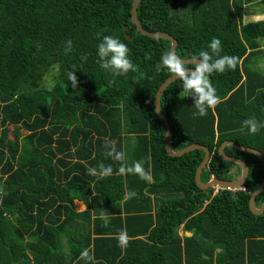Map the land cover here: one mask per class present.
<instances>
[{
	"label": "trees",
	"instance_id": "obj_1",
	"mask_svg": "<svg viewBox=\"0 0 264 264\" xmlns=\"http://www.w3.org/2000/svg\"><path fill=\"white\" fill-rule=\"evenodd\" d=\"M132 3L0 0V264H264V213L249 206L264 178L262 161L226 148L247 163V190L214 194L196 183L203 150L167 153L155 99L173 74L156 66L172 43L141 34ZM259 5L264 14V0L139 5L142 26L171 34L181 58L209 50L213 37L221 40V56L237 58L235 69L210 74L219 102L206 115L198 114L180 79L161 99L174 150L194 143L210 149L203 182L229 178L235 163L219 153L226 140L264 154V127L253 133L244 123L264 124V20L244 19L258 14ZM105 35L128 46L135 71L117 76L100 67L97 48ZM68 71L76 72L75 88ZM105 141H115L123 161L107 156ZM136 162L143 176L118 171ZM101 164L111 165L112 174H88ZM75 200L86 209L76 211ZM263 201L264 191L256 198L258 206ZM84 250L92 260L81 257Z\"/></svg>",
	"mask_w": 264,
	"mask_h": 264
},
{
	"label": "clouds",
	"instance_id": "obj_2",
	"mask_svg": "<svg viewBox=\"0 0 264 264\" xmlns=\"http://www.w3.org/2000/svg\"><path fill=\"white\" fill-rule=\"evenodd\" d=\"M259 18L260 17L258 16L257 19ZM67 44L70 49L71 41H68ZM208 49L210 51H201L198 56L194 58L195 67L193 68L187 67L181 56L175 51L165 52L156 66L157 71L165 69L168 73L173 74L182 81L183 92L187 97H191L193 99L194 107L198 110V114L200 116L206 115L208 109L215 107L219 102L216 89L209 79L210 74L214 72L224 73L227 69H235L237 65V58L235 56L220 55L222 51V43L219 38L213 37L208 44ZM129 53L130 50L125 43H123L119 38L110 35L103 36L97 48V56L99 58L98 62L100 67L111 71L117 76H123L130 70L135 71V66L132 63ZM67 79L71 82L73 88L77 86L78 77L75 71H68ZM244 123L249 126L250 131L253 133L258 130V127H264V124H258L255 119H248ZM104 147L107 149V156L111 157L114 161L121 162L124 160L125 154L123 151L117 150L115 141H105ZM118 171L120 173H124L125 171L129 173L135 172L143 176V169L139 162H136L127 168L121 166ZM87 172L92 176L98 175L100 177H104L112 174L113 168L111 165L105 166L101 164L99 168H88ZM241 173L242 172L240 171L239 176ZM212 188L214 189V194H216L220 189H225L219 186H213ZM217 188L219 190L216 192ZM242 190H247L245 185ZM101 218L105 219L103 216ZM118 239L121 245H124L127 242L124 233H121ZM81 257L87 258L89 261L93 259V257L89 255L88 250H84L81 253Z\"/></svg>",
	"mask_w": 264,
	"mask_h": 264
},
{
	"label": "water",
	"instance_id": "obj_3",
	"mask_svg": "<svg viewBox=\"0 0 264 264\" xmlns=\"http://www.w3.org/2000/svg\"><path fill=\"white\" fill-rule=\"evenodd\" d=\"M140 2H141V0H133L132 9H131V19H132L133 24L136 25L137 30L145 36L169 40L172 43L171 51L176 52L177 47H178V41L171 34H169L167 32L152 33V32L147 31L142 26V24L140 23L139 18H138V10H139ZM128 38H130V37L128 36ZM182 59H183L185 65H195L194 58H182ZM178 79L179 78L175 77L174 75L167 78L160 85V87L157 91V94H156V99H155L156 113L165 125L166 133H165L164 144H165L167 153L172 157H181L184 154L192 152L194 150H203V151H205V157L196 170V183H197V185L203 190L212 188L213 186H219V187H223V188L229 189V190H242L244 188L245 182L247 181V178L249 176V167H248L247 163L245 161H243L242 159L228 156L225 153V148H226V146L230 145L237 150H240V151H243L246 153H252V154L256 155L257 157H259V159L262 161V163L264 165V154H262L259 150L252 148V147L239 145L233 141L223 142L219 148V152L222 155L223 159L226 161L238 164L241 167L242 173L238 178H234L231 180L212 178L207 183L202 181L201 175H202L203 170L207 167L208 162L210 161L211 152H210L209 148L204 146V145L194 143V144H191V145H189V146H187L181 150H178V151L174 150V148L172 146V137H173L172 128H171L169 119L165 116V114L163 112L162 105H161V99H162V96L164 94L165 89ZM263 191H264V178H263L261 185L258 187V189L252 193L251 198H250V202H249L250 209H251L252 213H254L255 215H261L264 213V202L262 203V205L260 207H258L256 204V197L258 195H260Z\"/></svg>",
	"mask_w": 264,
	"mask_h": 264
},
{
	"label": "rangeland",
	"instance_id": "obj_4",
	"mask_svg": "<svg viewBox=\"0 0 264 264\" xmlns=\"http://www.w3.org/2000/svg\"><path fill=\"white\" fill-rule=\"evenodd\" d=\"M253 9H255L256 11H258L259 13L258 14H252V15H246L245 16V21H252V20H260V19H264V14H262V5H259V6H255L253 7ZM260 17L259 19H257V17ZM262 67H264V64L262 63ZM45 81L47 82L48 86H52L53 85V80L50 78V77H47L45 79ZM231 166H236L235 164L234 165H231ZM150 176V174H149ZM83 203V202H81ZM84 204V203H83ZM75 206H76V209L78 211H83L84 209H86V206L82 205V204H79V202H76L75 203ZM181 234H183V230L181 229ZM186 235H190L189 233L188 234H184L183 236H186Z\"/></svg>",
	"mask_w": 264,
	"mask_h": 264
},
{
	"label": "flooded vegetation",
	"instance_id": "obj_5",
	"mask_svg": "<svg viewBox=\"0 0 264 264\" xmlns=\"http://www.w3.org/2000/svg\"><path fill=\"white\" fill-rule=\"evenodd\" d=\"M220 153V152H219ZM226 153V152H225ZM227 154V153H226ZM229 156V155H228ZM207 169V167L204 169V170H206ZM203 170V171H204ZM237 170H238V167L237 166H231L230 167V169L228 170V176H229V178H224V179H227V180H231V178H235V176L237 175L236 173H237ZM212 178H215V176L214 175H212V176H210V178H209V180L210 179H212ZM218 179H221V178H218ZM208 180V181H209ZM207 181V182H208ZM207 182H205V183H207Z\"/></svg>",
	"mask_w": 264,
	"mask_h": 264
},
{
	"label": "crops",
	"instance_id": "obj_6",
	"mask_svg": "<svg viewBox=\"0 0 264 264\" xmlns=\"http://www.w3.org/2000/svg\"><path fill=\"white\" fill-rule=\"evenodd\" d=\"M250 51V50H249ZM226 141H232V140H226ZM225 142V141H224ZM234 142V141H233ZM236 143V142H235ZM230 145H228V146H226V148H228ZM232 147V146H231ZM226 148H225V150H226ZM234 148V147H233ZM231 157H235V156H231ZM237 158V157H236ZM240 159V158H239ZM244 161V160H243ZM202 176V175H201ZM239 176L238 175H236L235 176V178H238ZM195 179H196V177H195ZM202 179V178H201ZM231 179H234V178H231ZM76 202H79V204H82L83 206L85 205L86 206V204L83 202V201H81V200H75V203ZM81 202H83V203H81ZM75 206V205H74ZM75 210L76 211H78L77 209H76V206H75ZM85 210V209H84ZM83 210V211H84ZM78 212H82V211H78ZM181 230V229H180ZM179 230V234L181 235V236H183L184 234H190V235H186V236H191L192 234H191V232H184L183 234H181V231Z\"/></svg>",
	"mask_w": 264,
	"mask_h": 264
},
{
	"label": "built area",
	"instance_id": "obj_7",
	"mask_svg": "<svg viewBox=\"0 0 264 264\" xmlns=\"http://www.w3.org/2000/svg\"><path fill=\"white\" fill-rule=\"evenodd\" d=\"M218 190H219V189L217 188V189H216V192H217Z\"/></svg>",
	"mask_w": 264,
	"mask_h": 264
}]
</instances>
